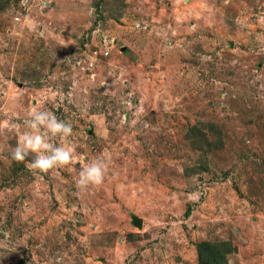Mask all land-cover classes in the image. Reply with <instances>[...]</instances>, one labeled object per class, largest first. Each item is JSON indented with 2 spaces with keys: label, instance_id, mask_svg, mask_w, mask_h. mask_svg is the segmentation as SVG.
<instances>
[{
  "label": "rangeland",
  "instance_id": "1",
  "mask_svg": "<svg viewBox=\"0 0 264 264\" xmlns=\"http://www.w3.org/2000/svg\"><path fill=\"white\" fill-rule=\"evenodd\" d=\"M33 108L79 162L13 159ZM4 121L0 264H264V0H0Z\"/></svg>",
  "mask_w": 264,
  "mask_h": 264
},
{
  "label": "clouds",
  "instance_id": "2",
  "mask_svg": "<svg viewBox=\"0 0 264 264\" xmlns=\"http://www.w3.org/2000/svg\"><path fill=\"white\" fill-rule=\"evenodd\" d=\"M28 115L30 118L25 120V126L30 131L19 135L17 146L12 152L13 159L23 162L30 154H35L30 167L41 172L79 162L80 158L75 155V146L68 142V138L72 135L70 123L60 120L53 112L41 108L31 109ZM5 127H9L7 121L0 123V128ZM56 137L62 141L61 146L53 143ZM107 171L106 159L97 158L85 164L79 173L77 187L84 190L89 185H101Z\"/></svg>",
  "mask_w": 264,
  "mask_h": 264
},
{
  "label": "trees",
  "instance_id": "3",
  "mask_svg": "<svg viewBox=\"0 0 264 264\" xmlns=\"http://www.w3.org/2000/svg\"><path fill=\"white\" fill-rule=\"evenodd\" d=\"M227 242H202L196 245L198 264H227L226 256L233 253Z\"/></svg>",
  "mask_w": 264,
  "mask_h": 264
}]
</instances>
